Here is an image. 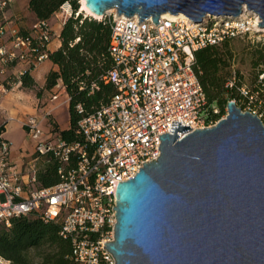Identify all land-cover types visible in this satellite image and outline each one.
I'll list each match as a JSON object with an SVG mask.
<instances>
[{"label":"built area","instance_id":"built-area-1","mask_svg":"<svg viewBox=\"0 0 264 264\" xmlns=\"http://www.w3.org/2000/svg\"><path fill=\"white\" fill-rule=\"evenodd\" d=\"M11 1L0 0V76L4 80L0 81V223L9 226L12 217L36 211L44 220L60 223L59 233L70 240L75 264H115L103 245L113 238L112 206L118 182L133 177L143 162L157 159L159 134L170 133L172 121L191 127L177 130L181 137L194 128L214 125L227 113L225 104L224 113L214 118L221 109L206 98L193 68L195 51L247 34L260 19L244 7L237 16L207 13L201 21L185 14L175 18L161 14L157 23L151 17L140 20L137 14L107 10L102 17L111 22L112 67L103 79L114 85V93L78 121L82 143H68L58 132L44 133V114L23 117L20 125L32 143V152L20 166L11 156V141L6 137L12 117L1 116V101L9 91L6 85L13 84L9 70L21 83L26 70L32 71L47 58L53 31L45 19H36L21 30L5 13ZM233 84L234 77L226 85ZM238 90L247 98L242 110L263 122L264 102L258 100L252 106L255 93L246 85ZM56 97L53 94L51 99ZM77 109L82 110L80 105ZM46 153L57 159L60 180L39 187L36 161ZM72 155L76 163L67 167ZM9 263L0 256V264Z\"/></svg>","mask_w":264,"mask_h":264},{"label":"water","instance_id":"water-1","mask_svg":"<svg viewBox=\"0 0 264 264\" xmlns=\"http://www.w3.org/2000/svg\"><path fill=\"white\" fill-rule=\"evenodd\" d=\"M101 15L151 17L183 13L237 16L243 7L264 26V0H84ZM81 12V11H79ZM214 125L172 121L159 134L160 154L118 182L113 238L104 242L115 264H264V124L234 99Z\"/></svg>","mask_w":264,"mask_h":264},{"label":"trees","instance_id":"trees-1","mask_svg":"<svg viewBox=\"0 0 264 264\" xmlns=\"http://www.w3.org/2000/svg\"><path fill=\"white\" fill-rule=\"evenodd\" d=\"M66 2L69 3L71 12L65 17L59 30L60 45L52 51L48 48L46 50L47 58L55 67L45 74L43 88L52 90L61 81L68 95V126L60 128L57 123H53L50 131L58 132L68 143H82L84 138L78 131V121L104 105L115 91L114 85L103 79L112 67L109 54L111 22L108 17L94 18L78 12V0H28V8L37 19L48 20ZM232 38L205 45L194 53L193 68L206 98L221 109L214 118L224 113V106L230 99H235L241 109L246 106L247 98L238 90L244 84L240 80H234L231 87L226 85L231 79L232 54L229 40ZM259 63L263 64L260 70L264 71V45L253 52V66ZM263 82L260 81L262 84ZM33 83L34 78L26 70L21 75V84L30 87ZM250 90L257 97L251 103L252 106L258 100L264 102L260 86L256 85ZM77 105L81 106V111L77 109ZM75 163L76 158L72 155L66 166H73ZM36 166L37 186H51L59 182V163L51 153L38 156ZM59 231V222L44 220L36 211L14 216L10 219L9 226L0 223V256L8 259L9 264H75L71 242L68 238H63Z\"/></svg>","mask_w":264,"mask_h":264},{"label":"rangeland","instance_id":"rangeland-1","mask_svg":"<svg viewBox=\"0 0 264 264\" xmlns=\"http://www.w3.org/2000/svg\"><path fill=\"white\" fill-rule=\"evenodd\" d=\"M69 12L70 7L64 5L57 11L59 15H54V17L59 19V17H65L67 13L69 14ZM52 22L53 23H51V25H53V28L56 31L58 28V21L54 22L53 20ZM258 28L260 29H257V25L252 23L249 33L234 36L229 40L232 54L229 79L234 77L235 81L240 80V82H242L241 84L246 85L250 89L256 85L260 86L261 93L264 96V82L263 84L260 83V81H264V71L260 70L263 67V64L259 63L253 66V52H256L261 45H264V26H260ZM57 38L58 34L54 32L50 41ZM47 63L48 60L44 59L39 65L32 69L35 78L32 76L34 78V83L30 87H25L21 83L16 82V77L12 74V69L9 70V73L11 74V82H13V84L6 86L9 89L8 92H11V94L8 95L7 92L2 97V100H4V104L7 106V110L9 112L3 111L1 115L4 118L9 115L12 117V119L8 121V126H6V137L8 139L12 138L19 143L22 142L25 138L24 136L26 135V132L20 125V118H23L26 115L44 114L45 118L41 123V128L44 133L50 131L53 123H57L58 127L59 125L62 127H66L68 125V103L65 99L64 92H62L60 85H58L59 82L52 90L43 88L44 82H42V74ZM32 71H30V74ZM2 78L3 77L0 76V81H4ZM53 94H57V97L51 99ZM27 141L29 151H32V143L29 140ZM27 159L28 158H25L23 160L24 164Z\"/></svg>","mask_w":264,"mask_h":264},{"label":"crops","instance_id":"crops-1","mask_svg":"<svg viewBox=\"0 0 264 264\" xmlns=\"http://www.w3.org/2000/svg\"><path fill=\"white\" fill-rule=\"evenodd\" d=\"M5 13H6L7 17L11 18L21 30H27L30 27V25L37 19L35 17V14L28 8V0H12L9 3V5L7 6ZM54 15H59V13L56 12ZM54 15L48 19V22H49V24L53 30V33L56 32L59 35V30H60L61 24L64 21L65 17L68 15V13L65 17H62V18L59 17V19H57V17L55 18ZM53 20H54V22L58 21V28L56 31L54 30L53 25H51V23H53L52 22ZM59 45H60V40L58 37L57 39H53L52 41H50L48 43L47 48L49 49V51H52V50L56 49ZM46 59L48 60V63L46 65L45 69L43 70L42 82H44V80H45V74L47 73V71L50 68L55 67V65H53L52 62L48 58H46ZM31 75L34 76L33 71L31 72ZM34 78H35V76H34ZM58 85H60L62 92H64L65 99L67 100V103H68V95L65 92L61 81H59ZM10 94H11V92H8V95H10ZM1 107H2V113H3V111H8L7 106L4 104V100L1 101ZM9 116H11V115H9ZM20 119H22V118H20ZM59 127L65 128V127H62L60 125H59ZM6 134H7V131H6ZM9 139L11 141V156L16 161V163L21 166L23 163V160L25 158H29V155L32 152V151H29V145H28L27 138L25 137L22 140V142H20V143L13 140L12 138H9Z\"/></svg>","mask_w":264,"mask_h":264},{"label":"bare ground","instance_id":"bare-ground-1","mask_svg":"<svg viewBox=\"0 0 264 264\" xmlns=\"http://www.w3.org/2000/svg\"><path fill=\"white\" fill-rule=\"evenodd\" d=\"M68 4H69V3L66 2L64 5H67V6H68ZM79 5H80V7H79V11H81V12L87 14V15H90V16H92V17H94V18H100V17H101V15L96 14V13H94L93 11H91V10L86 6L84 0H79ZM244 9H246V7H244ZM108 10H114V8H110V9H108ZM162 14H163V16H169V17H172V18H175V17L183 16V15H184L183 13L173 14V13H170V12H164V13H162ZM256 21H258V19H257ZM258 27H260V25H257V29H260V28H258Z\"/></svg>","mask_w":264,"mask_h":264}]
</instances>
